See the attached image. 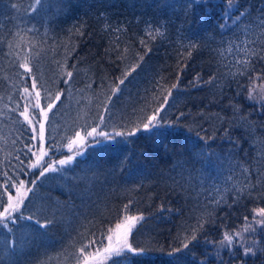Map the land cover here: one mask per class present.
Here are the masks:
<instances>
[{"label": "trees", "instance_id": "obj_1", "mask_svg": "<svg viewBox=\"0 0 264 264\" xmlns=\"http://www.w3.org/2000/svg\"><path fill=\"white\" fill-rule=\"evenodd\" d=\"M49 1L51 9L45 12L48 0H41V7L33 6V0H0L3 201L16 193L19 179L40 181L20 205V212L33 219H17L8 227L0 222V264H77L81 246L92 239L104 241L108 230L128 215L144 217L129 243L151 250L135 264H264V224L256 223L264 218L253 211L264 208V108L259 93L264 84V0H231V19L225 15L229 0ZM241 12L245 15L237 20ZM14 27L20 29L18 35H9ZM140 55V67L109 105L112 122L132 121L143 115L142 109L157 107L163 100L157 81L170 88L179 74L165 110L175 126L159 138L147 133L130 137L117 151L101 152L87 138L77 147L84 155H75L61 172L39 177V169H33L25 177L20 168L29 171L24 154L33 141L22 134V129H31L19 111L30 100V118L38 114L35 91L41 92L42 106L62 92L46 123L49 142H54L49 156L56 159L77 131L87 136L111 86ZM24 63L31 72L20 67ZM67 71L73 76L66 85ZM33 75L36 90L30 87ZM197 77L215 79L197 85ZM253 83L257 99L249 100ZM25 86L30 96L23 92ZM64 116L67 120L61 121ZM113 130L110 123L107 131ZM31 159L34 163L35 157ZM198 223H203L202 230ZM194 229L197 239L191 241ZM237 231L255 255L244 257L238 246L230 255L219 243L225 232L235 236ZM185 241H190L188 248H183Z\"/></svg>", "mask_w": 264, "mask_h": 264}, {"label": "snow or ice", "instance_id": "obj_2", "mask_svg": "<svg viewBox=\"0 0 264 264\" xmlns=\"http://www.w3.org/2000/svg\"><path fill=\"white\" fill-rule=\"evenodd\" d=\"M192 3H199L202 4L205 2V0H191ZM36 4H40L41 0H35ZM231 0H229V10L225 13L226 16H228L229 19H231ZM245 13L241 12L240 15L236 18L237 20L241 19ZM221 27H227V24L221 25ZM151 26L149 25V28L146 31H150ZM119 31V29H117ZM158 34L162 35V32L160 29H156ZM140 44L144 46L145 48L148 47L145 40L143 38L140 39ZM196 45L192 44L191 48H195ZM150 50V49H149ZM188 56H191V50L188 51ZM264 58V57H262ZM144 59L143 55L139 56V60L132 66L126 67L123 75L118 78V83L114 86H111V94L107 96L106 101L104 102L103 106V112L99 115L98 121L95 123L94 126L91 127V131L87 132V136L92 137V140L89 142L90 146L100 149L101 152L105 151H117L119 149V146L121 142H128V139L130 137H135L140 133H147L149 137H163L168 133V129L173 128L175 125L167 120L166 118V108L169 105V100L172 97V92L174 89L178 88L179 84V74L176 77L177 83H173L170 88L166 84H164L161 81H157L158 85V91L161 95H163V100L158 104L157 107L151 109L148 111L147 109H142L143 115L137 117L136 119L132 121L125 122L122 118L120 123H114L112 122V117L110 115L111 108L109 105L112 102V99L114 96H116L121 91V86L125 84V81L128 79L129 76L132 75V73L136 72L137 68L140 67V62H142ZM239 62V61H238ZM20 67L25 68V71L31 72V69L28 68L27 64H21ZM67 80L64 81V83L67 85L69 80H71L73 76L72 71H67L66 73ZM32 80V83L30 85L31 89L36 90L38 85V80L33 75L30 77ZM215 77H211L208 81H201L198 77L194 80V83L197 85L200 83H209L211 84ZM167 89V94L164 95V90ZM256 91L255 84L253 83V86L248 89L249 100H256L257 97L253 95V92ZM24 93H28L29 96L31 93L29 92V87L25 86L23 88ZM260 93V100L262 101L261 107L264 108V84L260 85L259 89ZM62 92H57L54 100H51L50 102H47L44 106L41 104V92L35 91V104L34 108L38 109V114L33 112L31 114L29 109L32 107L31 101L29 100V103L25 106H23L22 110L19 111V115L23 117V122H25L31 131L29 132L28 129H22V134H27L29 136L30 141H33V143H30L26 145L27 152L24 154L25 157L28 158V167L29 171H25V169L22 167L20 168V172L23 173L25 177L32 174L31 170L33 169H39L38 176L39 177H46L47 173H57L61 172V170L65 167V165H70L74 160L75 156H68L65 159H53L49 156V152L54 150V142L50 143L48 137L50 136V133H47L46 129V123L49 121V113H52L53 109L56 107V101L61 100ZM155 98V97H154ZM26 100L29 99L28 96L25 97ZM150 107V106H149ZM17 108H20V105H17ZM105 113H108L109 115L106 117ZM162 113H165L162 115ZM183 115V113H181ZM179 118H177L178 120ZM112 124L113 131L109 132L107 131L109 124ZM38 125V127H37ZM98 128L100 129L98 132ZM119 129V130H116ZM95 134V135H94ZM76 139L70 140L67 147L68 151L72 152L73 150V144H76L79 140H81L80 132L77 131L75 133ZM97 137H101L98 139ZM119 138V139H118ZM203 139V138H202ZM38 141V146L37 142ZM48 146V151H45V145ZM33 149H36V151H33ZM37 152L39 155H37ZM31 154V156H28V154ZM84 152L78 151L76 153V156H83ZM31 157H35V162H32ZM45 157H48L46 160ZM17 159L20 160V164H24V160L20 159L19 156H17ZM59 165L60 167H57ZM5 177H7V173H3ZM40 181L38 179H32L30 182L26 181L25 179H19L18 180V187H16V193H15V199L13 195L7 196L6 203L3 201V193H0V207L3 208V211H0V218H3L4 220V227H8L9 223H15L17 219H28L32 220V216L25 217L23 212H20V205L24 203V201L28 198V193H34V189L37 186V184ZM31 186L26 188V184H29ZM5 188L7 191H11L10 188L7 187V184H5ZM25 191H21L22 189H25ZM31 201L29 200V203ZM219 203V201H217ZM131 205V201H129L128 205H125V211L129 209ZM255 214L259 217L264 218V208L259 209H253ZM19 212V216H12L10 213ZM126 223L123 222H117L115 225V244L112 243L113 241V235L109 234L106 236V239L109 241V243L105 246L103 243V239L100 241H97L96 239H92L85 243L83 246L79 248V254L80 256L77 258V264H80V257H82L83 264H105L106 260H111L112 264H135L137 257H146L150 255V249L144 248V247H133L131 243H129V235L133 229V227L136 226V222L140 221L142 222L144 217L142 215H128L126 216ZM248 218L245 217V221L247 222ZM38 222V221H37ZM50 223L53 221H49ZM257 224H264V219L257 220ZM41 227H47L45 224H41ZM203 223H198V229H203ZM250 226L246 224L245 231H249ZM109 233H111L113 230L109 229ZM251 231L255 232L256 229L251 228ZM196 229L193 230V234L191 236V241H195L197 239L196 236ZM244 236L237 231L235 233V236L229 234L228 232H225L223 234L222 240H220V244L222 246H226L229 249L230 255H235V252L232 251L235 247H239L243 251V256L248 257L249 255H255L256 253L253 251L252 246H245V244L242 242L244 241ZM234 240L236 243L234 244ZM190 241L183 242V248L189 247ZM99 244V247H97L94 251H89L90 247L92 245ZM176 251H180L179 248L176 249ZM219 251V250H218ZM169 255H172V253H169ZM243 264V261L241 262Z\"/></svg>", "mask_w": 264, "mask_h": 264}, {"label": "rangeland", "instance_id": "obj_3", "mask_svg": "<svg viewBox=\"0 0 264 264\" xmlns=\"http://www.w3.org/2000/svg\"><path fill=\"white\" fill-rule=\"evenodd\" d=\"M33 6H42V3H40V4H36L35 3V0H33ZM11 8H13V7H10V9ZM49 9H51V2L48 0V4L45 6V7H43V10L45 11V12H47ZM15 12V11H14ZM18 20H20V19H18ZM12 21H13V18H12ZM19 22V21H18ZM20 30V29H19ZM19 30L17 31V29H16V27H14L13 28V30L9 33V35H18V33H19ZM29 31H34V30H32V28L30 27V29H29ZM29 31H27L28 33H29ZM0 46L1 47H3L4 46V42L1 40L0 41ZM5 46L7 47V50L9 51L10 50V45L9 44H5ZM6 50V51H7ZM67 120V118H66V116H64L62 119H61V121H66ZM95 135V134H94ZM80 136H81V140H79L76 144H73V150H72V152H69L68 151V147L66 146V149L63 151V152H58V154H59V156L56 158V159H65L66 157H68V156H75L76 155V153H77V147L79 146V147H81L85 142H86V140H87V138H89V139H92V137H89V136H86V135H82V134H80ZM76 139V138H75ZM74 139V140H75ZM38 145V144H37ZM46 160L48 159V158H45ZM54 159V158H53ZM13 197H14V199L16 198L15 197V193L13 192ZM1 221H3V218H0V222ZM120 222H123V223H126V219L124 218L123 220H121ZM136 224H137V222H136ZM133 229H134V227H133ZM133 229H132V231H133ZM112 232L111 233H109V234H111V235H113V241H112V243L113 244H115V235H114V233H115V226L112 228ZM132 231H131V233H132ZM130 233V234H131ZM108 234V235H109ZM130 236V235H129ZM103 243H104V245L106 246L108 243H109V241L105 238L104 239V241H103ZM108 261H111V260H106L105 261V263L106 262H108Z\"/></svg>", "mask_w": 264, "mask_h": 264}]
</instances>
